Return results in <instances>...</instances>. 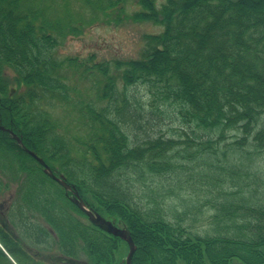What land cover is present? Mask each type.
I'll use <instances>...</instances> for the list:
<instances>
[{"label": "trees", "instance_id": "trees-1", "mask_svg": "<svg viewBox=\"0 0 264 264\" xmlns=\"http://www.w3.org/2000/svg\"><path fill=\"white\" fill-rule=\"evenodd\" d=\"M81 1L104 13L115 7L118 22L128 4L116 0L105 8L104 0ZM141 2L150 14L136 18L159 21L164 29L145 37L140 59L117 62L123 90L116 87V76L103 70L101 106L75 103L87 112L91 128L86 141L77 140L86 149L78 157L42 111H49V97L71 101L55 50L58 38L81 32L82 18H62L50 0H0V126L55 175H64L90 209L127 226L137 247L131 264H264V178L244 167L264 152V0H167L159 10L153 0ZM88 66L83 63V69ZM137 84H149L155 102L176 105L178 111L160 114L181 121L193 136L149 138V114L126 92ZM155 110L152 119L158 116ZM231 132L234 141L218 151ZM12 136L0 131V172L14 179H19L16 171L25 172L20 187L26 192L9 212V223L0 219V264L11 263L7 253L18 264H79L83 256L89 264H117L126 242L93 226L72 203L71 193L18 150ZM179 153L204 154L207 166L189 174L191 169L181 168L176 158ZM230 155L243 162L232 161L239 170L218 176L210 169ZM225 166L217 167L226 171ZM146 178L168 184L152 187L150 195L145 190L147 203L135 197L137 184L146 186ZM12 180L0 177V196L3 181ZM186 181L208 189L178 193ZM204 206L213 215L208 229L198 232L185 221L196 222ZM54 246L57 256L50 252Z\"/></svg>", "mask_w": 264, "mask_h": 264}, {"label": "rangeland", "instance_id": "rangeland-1", "mask_svg": "<svg viewBox=\"0 0 264 264\" xmlns=\"http://www.w3.org/2000/svg\"><path fill=\"white\" fill-rule=\"evenodd\" d=\"M53 5H55L56 14L60 15L64 19H78L82 18L83 24H81V32L79 34H67L63 38H58L59 45L56 48V56L64 63L60 68V74L64 79V83L67 84V93L69 94L71 101L62 99L61 96L55 95L48 98V102L51 103V107H48L49 111L46 112L50 115L51 120H53V128L55 132L59 135L66 137L69 141L72 152L76 156H82L85 147H82L77 140H87L89 134H91V128L88 122V118L85 111H81L75 103L84 102L87 104H94L101 106L100 97L103 94V89L106 81L105 73L103 70L108 69V73L114 75L115 85L120 90H123V81L119 78L120 69L118 68L117 62H127L133 59H140L142 57L143 51L146 47L145 37L149 34H159L163 31L164 27L159 23V21L145 19V18H136V15H146L150 14L147 12V9L142 4V0H128L126 10L123 14V21L118 22V14L115 7L109 6L110 3L116 2V0H104V7L107 8L104 13V10L97 11L92 6L84 3L81 0H50ZM155 4V9L159 10L161 6L167 0H153ZM95 11V12H94ZM147 12V13H146ZM61 18V19H62ZM74 60V63L70 60ZM83 63L88 64V67L83 69ZM72 65H78L72 67ZM13 87L14 83V74L8 73ZM127 94L139 102L143 112L148 113L149 123H151L152 130L149 138H158L163 137L164 139L172 138L176 141H184L187 139V135L193 136L191 133V128L187 125L181 124V121H177L172 118L168 120L166 118V112L163 111H178L176 105H170L169 101L166 102H155L153 99L151 89L149 84H137L129 86L126 89ZM2 100V96H0ZM156 109L158 111V116L155 119H152L150 111ZM31 114L37 113V111H30ZM264 118V117H263ZM153 123V124H152ZM198 134H210L205 131L198 130ZM235 135V132L228 134V139L222 140L219 144L218 151H222L227 147V144L232 143L234 140L231 137ZM147 139L143 138L142 140ZM206 139V138H205ZM84 142V141H82ZM81 142V143H82ZM20 150L22 153L26 154V149H28L21 142L19 143ZM185 144H181L177 149L183 148ZM195 146L191 148L190 152H195ZM30 150V149H29ZM185 156V151L182 152ZM181 153L176 158L178 159L181 168L184 165L183 169L189 170V174L198 175L202 168L205 169L207 166L206 156L204 154L196 156V158L183 157ZM234 154V153H233ZM191 158V159H190ZM232 161H238V166L242 165L240 159L236 155H230V159H222L221 163L216 162L212 164L213 166L210 169H216L218 171V176L224 173V175L231 174L232 170H239V168L231 167ZM245 161L244 167H249V170L252 173L259 174L264 178V152L253 156L251 160ZM225 164L226 171H219V165ZM235 165V164H233ZM9 175L0 172V177L5 180L14 179L11 173ZM18 177L14 180L16 181H3L6 184V187L1 190L0 196V219L6 223H9V212L10 214L14 213V204H21L22 195L26 190L24 187H20V183L26 177L25 172H18ZM6 175V176H5ZM183 175H188L184 173ZM146 186L143 184V187H140L137 184L138 189L135 192V197L138 198V201L147 199L149 191L152 187H161L167 186L161 182H166L162 180H157L155 178H146ZM148 181V183H147ZM193 181V180H192ZM206 183V182H205ZM151 186H150V185ZM231 186V187H229ZM230 190H236L237 188L228 184L226 186ZM150 189V190H149ZM158 189V188H157ZM205 184L197 181V184L185 182L184 187L178 193L184 195H191L192 190H196L197 193H203V190H206ZM145 190L147 196L144 194ZM163 191V190H162ZM237 191V190H236ZM142 193V194H141ZM149 198V197H148ZM179 198V197H176ZM15 200H18V203H14ZM149 201V199L146 200ZM174 201L178 205L177 207L185 210L182 204L175 199ZM160 202H163L160 199ZM167 202V201H166ZM167 205V203L165 204ZM213 215V211L204 206L201 213L198 215V220L194 221H185V223H194L195 228L198 232H203L209 227V217ZM172 218V216H169ZM87 218V217H86ZM192 219L193 218H188ZM84 222H87L85 218H81ZM118 226V225H117ZM122 228V225L120 226ZM127 228V226H125ZM128 229V228H127ZM2 246V245H0ZM52 255L57 256L56 247L50 251ZM129 252L128 244H121V251L118 254V263L120 264L124 260ZM136 252V251H135ZM8 259L12 264H18L15 258H13L9 253ZM36 255V254H33ZM134 256V255H133ZM36 258H38L36 256ZM79 264H89V258L83 256L79 259ZM6 262V264H11Z\"/></svg>", "mask_w": 264, "mask_h": 264}, {"label": "water", "instance_id": "water-1", "mask_svg": "<svg viewBox=\"0 0 264 264\" xmlns=\"http://www.w3.org/2000/svg\"><path fill=\"white\" fill-rule=\"evenodd\" d=\"M0 129H4V128L0 127ZM13 138L19 143L22 142L21 139L16 135H13ZM26 151H28V153H30L39 162L41 166L45 167L44 172L49 177H51L55 182H57L67 192L72 193V196H70V200L72 201V203H74L82 212H84L87 215L89 221L95 227H98L102 231L112 234L115 237L121 238L123 241H125L128 244L129 253L125 261L122 262L121 264H131L133 255L137 247L135 245V242L133 240L130 230L127 229L125 226H123L122 228L118 227L116 225V220H112V221L108 220L104 216H102L100 213L90 209L89 206L85 203V201L81 198L76 188L72 184L68 183L66 181V178L63 175L56 176L54 172L52 171V169L48 165L45 164L43 159L39 158L36 154L32 153L28 149H26Z\"/></svg>", "mask_w": 264, "mask_h": 264}, {"label": "flooded vegetation", "instance_id": "flooded-vegetation-1", "mask_svg": "<svg viewBox=\"0 0 264 264\" xmlns=\"http://www.w3.org/2000/svg\"><path fill=\"white\" fill-rule=\"evenodd\" d=\"M8 130H10V129H8ZM20 145V144H19ZM34 161L36 162V160L34 159ZM37 164H38V162H36ZM38 166L39 167H41L42 168V170L44 171L45 170V167H43V166H40L39 164H38ZM49 166V165H48Z\"/></svg>", "mask_w": 264, "mask_h": 264}]
</instances>
